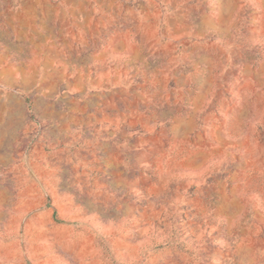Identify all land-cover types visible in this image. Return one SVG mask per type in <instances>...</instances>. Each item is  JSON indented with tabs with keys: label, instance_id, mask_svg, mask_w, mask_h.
<instances>
[{
	"label": "rangeland",
	"instance_id": "rangeland-1",
	"mask_svg": "<svg viewBox=\"0 0 264 264\" xmlns=\"http://www.w3.org/2000/svg\"><path fill=\"white\" fill-rule=\"evenodd\" d=\"M46 210L72 264H264V0H0V264Z\"/></svg>",
	"mask_w": 264,
	"mask_h": 264
},
{
	"label": "crops",
	"instance_id": "crops-1",
	"mask_svg": "<svg viewBox=\"0 0 264 264\" xmlns=\"http://www.w3.org/2000/svg\"><path fill=\"white\" fill-rule=\"evenodd\" d=\"M26 228L28 234L33 231H39L38 241H28L25 247L26 253L23 252L20 244L15 245L17 249L16 256L19 259L17 261L18 264H26L23 254H27L32 264H72L70 261L72 254L73 259H76V240H73L74 237L72 235L74 229L55 224L52 210L36 214L34 221L27 222ZM87 244L88 252L86 257L88 256V261L85 264H94L93 256L91 255L92 242L89 240Z\"/></svg>",
	"mask_w": 264,
	"mask_h": 264
}]
</instances>
